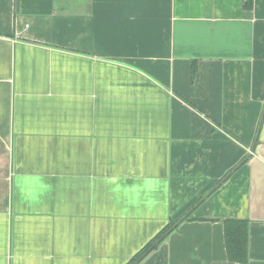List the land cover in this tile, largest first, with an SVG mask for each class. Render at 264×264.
<instances>
[{"label": "crops", "instance_id": "0c3cea01", "mask_svg": "<svg viewBox=\"0 0 264 264\" xmlns=\"http://www.w3.org/2000/svg\"><path fill=\"white\" fill-rule=\"evenodd\" d=\"M246 1L0 0V264H264ZM226 218L248 221L246 263Z\"/></svg>", "mask_w": 264, "mask_h": 264}, {"label": "trees", "instance_id": "16d2710c", "mask_svg": "<svg viewBox=\"0 0 264 264\" xmlns=\"http://www.w3.org/2000/svg\"><path fill=\"white\" fill-rule=\"evenodd\" d=\"M250 4L251 0H247L245 6L249 7ZM174 222H170L162 233L168 230ZM222 222L224 228V244L228 260L236 263H246L248 260V221L246 219L226 218ZM148 250L147 247L140 254ZM136 258L134 257V260Z\"/></svg>", "mask_w": 264, "mask_h": 264}]
</instances>
